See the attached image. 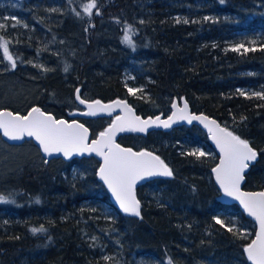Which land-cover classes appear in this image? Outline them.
Returning <instances> with one entry per match:
<instances>
[{
  "label": "trees",
  "instance_id": "1",
  "mask_svg": "<svg viewBox=\"0 0 264 264\" xmlns=\"http://www.w3.org/2000/svg\"><path fill=\"white\" fill-rule=\"evenodd\" d=\"M86 3L0 0V23L7 25L0 37L17 62L12 69L0 49L4 75L36 84L37 107L82 122L92 137L112 117L83 116L76 89L84 99L126 100L145 118L168 117L174 102L187 101L192 112L249 141L257 157L244 187L264 191V99L251 96L264 91V0H97L100 14L94 9L91 17L83 13ZM126 24L133 26L131 44L122 40ZM240 44L256 50H232ZM130 86L143 91L130 95ZM0 141L33 161L0 185L8 198L0 202V264H252L244 247L257 224L237 203L221 201L212 171L219 156L195 124L119 136L122 146L153 152L173 171L136 189L140 216L114 203L95 157L47 160L32 140ZM193 148L208 155L184 154ZM214 217L235 220L247 236L228 232Z\"/></svg>",
  "mask_w": 264,
  "mask_h": 264
},
{
  "label": "snow or ice",
  "instance_id": "2",
  "mask_svg": "<svg viewBox=\"0 0 264 264\" xmlns=\"http://www.w3.org/2000/svg\"><path fill=\"white\" fill-rule=\"evenodd\" d=\"M220 2L223 3L224 0H220ZM82 8L83 13L88 17L93 15L94 9L97 15L100 14L97 0H88V3L83 4ZM52 11H57V9H52ZM75 14L78 17L81 15L79 11H75ZM12 19L16 20L15 17ZM204 19L209 20L211 18L205 17ZM116 22L119 23L120 21L117 19ZM176 22L179 23L180 19L177 18ZM183 22L188 23L189 21L184 20ZM16 23L19 24L20 22L16 21ZM6 26V24L0 23V29L6 28ZM132 31L133 26L126 24L125 34L122 37L123 42L132 43L129 35ZM0 49L3 50L4 59L9 62L12 69H15L17 66L16 59L9 51V42L3 37H0ZM232 50L248 52L256 49L245 48L243 44H240ZM36 67L42 68L44 71L49 70L43 65H36ZM64 70H68L67 65ZM142 91L143 89L128 88L130 95H136ZM238 92L240 95H249L243 90H238ZM76 93V99L79 103L87 106V112L83 115L111 114L115 109L122 110L121 114L117 115L108 127L90 143L89 130L83 124L76 120L69 122L65 119H57L39 107H32L26 115L0 109V131L11 140H20L25 136L34 138L39 143L43 153L49 156L54 153H62L64 157H72L73 154L95 153L102 157L103 162L99 167L98 175L111 190L123 212L140 216L141 204L135 194L137 182L154 176L171 177L173 171L160 156L154 155L152 152H135L131 148L121 147L115 140L117 133L125 131L143 133L151 126L170 128L173 123L178 121H187L189 124L193 121H199L207 128L211 139L221 154L219 164L212 169L220 188L226 196L238 200L244 210L254 217L259 224L255 238L244 247L247 259L252 264H264V191L244 192L241 191L240 187L244 180L245 170L249 167V162L254 161L257 157V152L251 147L249 141L242 139L230 131L228 127H222L216 120L209 119L202 114L190 113L187 101H184L182 107L174 102L172 114L167 119H161L160 116H156L154 119L152 117L142 119L135 114L131 105L125 100L117 99L108 104H104L100 100L89 102L80 97V89H76ZM251 96L264 99V91L253 92ZM241 119L245 118L241 117ZM184 154L196 156L197 159L208 155L200 149H193ZM0 202H8V198L0 195ZM214 220L216 224L225 227L228 232H232L238 237L247 236L246 232L236 229L235 220L230 219L227 223L219 217H214ZM31 231L36 233L45 231V229L43 227L32 228ZM93 239L96 238L93 237ZM104 259L108 260L110 257L105 256Z\"/></svg>",
  "mask_w": 264,
  "mask_h": 264
},
{
  "label": "rangeland",
  "instance_id": "3",
  "mask_svg": "<svg viewBox=\"0 0 264 264\" xmlns=\"http://www.w3.org/2000/svg\"><path fill=\"white\" fill-rule=\"evenodd\" d=\"M8 1H13L15 3L20 0ZM9 17H15L16 20L19 19L17 15L12 16L8 14L5 16V18ZM0 73H2V75H0V104L26 109V111L32 107H37L35 105V100L38 93L35 91L37 90L36 84L24 83L17 75H4L2 69H0ZM128 75L129 72L126 73V76ZM129 88L139 89V87L135 86H130ZM83 110V108H80V112ZM113 119L114 117H112V120ZM193 149H200L204 151L202 148ZM27 163H33L31 157L27 156V152L22 153V151L18 150L17 148L12 149L4 142L0 141V185L3 184V182L9 178V176L18 175L22 167Z\"/></svg>",
  "mask_w": 264,
  "mask_h": 264
},
{
  "label": "water",
  "instance_id": "4",
  "mask_svg": "<svg viewBox=\"0 0 264 264\" xmlns=\"http://www.w3.org/2000/svg\"><path fill=\"white\" fill-rule=\"evenodd\" d=\"M79 95H80V93H79ZM81 97V96H80ZM82 98V97H81ZM82 99H84V98H82ZM84 100H86V101H89V102H91V101H94V100H88V99H84ZM117 100V99H116ZM78 101V100H77ZM101 101V100H100ZM102 103H104V104H108V103H111L112 101H110V102H104V101H101ZM78 103H79V101H78ZM128 103V102H127ZM175 103H177V104H179L181 107L183 106V103H184V101H182L181 102V104L180 103H178V102H175ZM188 103V102H187ZM80 104V103H79ZM129 104V103H128ZM81 105V107H83L84 108V111H83V113H85V112H87V106L85 105V104H80ZM130 105V104H129ZM132 107V106H131ZM133 108V107H132ZM3 109H7L8 111H11V112H13V113H17V112H14L13 110H11L10 108H3ZM31 110V109H30ZM29 110V111H30ZM133 110H134V108H133ZM188 110H189V112L190 113H192V114H195V115H204V116H207L209 119H212V120H216L217 121V123H219L222 127H224L221 123H220V121L217 119V118H215V117H213V116H210V115H208V114H206V113H194V112H192L191 111V109H190V106H189V104H188ZM46 112V111H45ZM121 112H122V110L121 109H115L111 114H108V113H98L97 115H95V116H114V115H120L121 114ZM134 112H135V114L136 115H138L137 113H136V111L134 110ZM47 113H50V112H47ZM83 113H82V115H83ZM21 115H26V114H22V113H20ZM51 115H53L54 117H56L53 113H50ZM172 114V113H171ZM170 114V115H171ZM83 116H89V115H83ZM139 116V115H138ZM141 117V116H140ZM150 117H152V116H150ZM161 117V119H167V117H162V116H160ZM57 118V117H56ZM142 119H148L149 117H147V118H143V117H141ZM153 119L155 118V117H152ZM57 119H65V120H67L66 118H57ZM114 119H115V117H114ZM113 119V120H114ZM78 123H81V122H78ZM82 124V123H81ZM177 124H185V125H192V124H195V125H197V126H199L200 128H202V129H204L207 133H208V130H207V128H205V126H204V124H202V123H200L199 121H193L191 124H189L187 121H178V122H176V123H173L172 124V126H175V125H177ZM84 125V124H83ZM85 126V125H84ZM171 126V127H172ZM86 127V126H85ZM87 128V127H86ZM155 128H164V127H162V126H151V127H149L148 128V130L146 131V132H143V134H146V133H148V132H150V131H152V130H154ZM164 129H168V128H164ZM122 133H124V132H119V133H117V135H116V137H115V140H116V143L117 144H119L121 147H124V146H122L119 142H118V138H119V136L122 134ZM140 133H142V132H140ZM209 134V133H208ZM88 135H89V143L92 141V140H94V139H96L98 136H96V137H92L91 136V133L89 132L88 133ZM0 136H1V138L5 141V142H7L8 144H10V145H21V144H23L25 141H29V140H33L36 144H38L39 145V143L34 139V138H32V137H27V136H25L24 138H22V139H20V140H11V139H9L8 137H5L4 135H3V133H2V131H0ZM209 136H210V134H209ZM210 140H211V142H212V144H213V146H214V149H215V151H216V153H217V155L219 156V161H218V164H219V162H220V156H221V154H220V151H219V148L216 146V144H215V142L211 139V136H210ZM124 148H127V147H124ZM133 150V149H132ZM40 151H41V155L45 158V159H53V158H55V157H58V156H61V157H63V158H69V157H64L63 156V154L62 153H54V154H52L51 156H49V155H47V154H45V153H43V151L41 150V148H40ZM133 151H135V150H133ZM144 151H147V150H144ZM135 152H139V151H135ZM148 152H150V151H148ZM154 154V153H153ZM154 155H156V154H154ZM73 156H80V157H83V156H94L95 158H97L99 161H100V163L102 164V162H103V159H102V157H100V156H98V155H96L95 153H83V154H73ZM256 160V159H255ZM254 160V161H255ZM254 161H251V162H249V167L245 170V173H244V180L241 182V191H244V192H259L260 190H249V189H246L245 187H244V185H245V175H246V173L248 172V170H249V168H250V165L254 162ZM217 164V165H218ZM156 176H154V177H148V178H145V179H143V180H141V181H138L137 182V185H136V187H135V194H136V189L139 187V186H141L142 184H144L145 182H147V181H149V180H151V179H153V178H155ZM99 178H100V176H99ZM215 178H216V176H215ZM101 179V178H100ZM102 180V179H101ZM103 181V180H102ZM104 182V181H103ZM216 182H217V180H216ZM105 183V182H104ZM217 184H218V187H219V189H220V191H221V197H220V199H221V201L222 202H225V203H237L240 207H241V209L245 212V214L249 217V218H251V219H253L255 222H256V224H257V231L259 230V224H258V222L256 221V219L254 218V217H252V216H250L245 210H244V208H243V206L240 204V202L238 201V200H236L235 198H233V197H229V196H226L225 194H224V192H223V190L220 188V185H219V183L217 182ZM107 186V185H106ZM110 190V189H109ZM110 192H111V190H110ZM111 195H112V198H113V201H114V203L120 208V206H119V203L116 201V199H115V197L113 196V194H112V192H111ZM137 198V197H136ZM121 209V208H120ZM122 210V209H121ZM256 231V232H257ZM255 238V237H254Z\"/></svg>",
  "mask_w": 264,
  "mask_h": 264
},
{
  "label": "bare ground",
  "instance_id": "5",
  "mask_svg": "<svg viewBox=\"0 0 264 264\" xmlns=\"http://www.w3.org/2000/svg\"><path fill=\"white\" fill-rule=\"evenodd\" d=\"M119 100H122V99H119ZM126 101V100H125ZM135 110V109H134ZM47 112V111H46ZM50 113H52V112H50ZM140 116V115H139ZM110 117H116V115H114V116H110ZM152 117H155V116H152ZM61 118H64V117H61ZM143 118H145V117H143ZM69 121V120H68ZM69 122H71V121H69ZM77 122H80V121H77ZM140 133V132H139ZM143 134V133H142Z\"/></svg>",
  "mask_w": 264,
  "mask_h": 264
}]
</instances>
